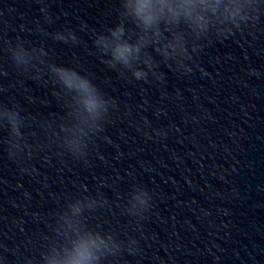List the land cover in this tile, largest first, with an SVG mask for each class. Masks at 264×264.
<instances>
[{
    "label": "clouds",
    "instance_id": "clouds-1",
    "mask_svg": "<svg viewBox=\"0 0 264 264\" xmlns=\"http://www.w3.org/2000/svg\"><path fill=\"white\" fill-rule=\"evenodd\" d=\"M111 3L117 5L112 11L114 22L92 30L91 50L107 69L129 82L163 83L167 73L162 66L181 78L197 71L207 75L199 62L200 54L212 44L244 32L264 14V0H111ZM85 27L82 25L80 30ZM46 35L65 45L82 43L71 29ZM4 51L17 71L36 69L33 81L41 78L37 63L44 65L53 87L71 99L68 115L74 123L64 128L67 135L62 141V152L87 165L97 140L106 139L103 134L117 101L75 67L53 62L42 46H30L21 39L8 40ZM250 72L256 74L255 69ZM24 126L25 115L20 106L0 101V131L6 132L0 142L7 145L9 159L19 153L28 158L33 154L24 140ZM153 131L157 136L164 135L159 130ZM103 186L102 181L97 188ZM120 203L123 214L138 230L154 207L151 190L141 183L131 184L129 191L121 195ZM111 207V201L101 191L91 195L83 186L81 194L65 201L55 214L48 243L40 255L41 264H118L121 257L142 251L134 235L121 239L113 231L97 229L88 223L90 215ZM27 264H32V260Z\"/></svg>",
    "mask_w": 264,
    "mask_h": 264
}]
</instances>
